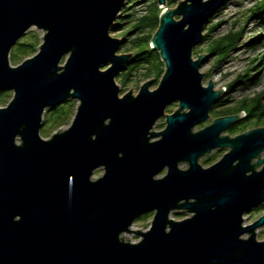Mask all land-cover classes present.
Listing matches in <instances>:
<instances>
[{
  "label": "water",
  "instance_id": "obj_1",
  "mask_svg": "<svg viewBox=\"0 0 264 264\" xmlns=\"http://www.w3.org/2000/svg\"><path fill=\"white\" fill-rule=\"evenodd\" d=\"M176 1L150 39L164 64L156 89L151 78L119 97L114 78L132 53L117 54L123 40L109 32L127 0H0V92L13 91L0 107V264H264L255 233L264 214L243 224L264 204V126L222 134L240 112L194 130L224 89L202 84L207 53L192 50L230 0ZM31 27L43 32L37 52L11 66ZM70 99V126L41 138L44 112ZM161 116L166 126L153 132ZM216 147L229 150L201 167ZM180 210L191 216L174 220ZM151 211L147 231L130 230Z\"/></svg>",
  "mask_w": 264,
  "mask_h": 264
},
{
  "label": "rangeland",
  "instance_id": "obj_2",
  "mask_svg": "<svg viewBox=\"0 0 264 264\" xmlns=\"http://www.w3.org/2000/svg\"><path fill=\"white\" fill-rule=\"evenodd\" d=\"M153 0H127L124 8L121 10L119 16L116 18L119 26L110 29V36L122 39L123 43L117 49V54H129L134 53L132 48V41L137 37L146 35L147 30L143 33L133 30V24L137 18L148 13V5ZM260 0H230L222 8H220L210 21L205 25L203 30V38L201 42L196 45L192 50V58L197 59L198 54H206L205 61L200 66V73H204L202 84L207 86L209 79L213 82L214 90H219L223 87L221 96L216 103L210 109L209 118L203 122L198 123L194 130H200L205 126L209 125L213 119L230 108L241 105V101H250L253 98H258L260 103L264 104V14L256 17L250 16L251 10L255 7L256 3ZM177 5L176 0H166V4L161 7L158 5V9L163 10L165 8L172 9ZM211 29V27H213ZM155 30L151 33L154 34ZM239 31L238 40L231 47L228 46L225 51L218 54L209 52L210 45L217 40L229 33ZM149 32V31H148ZM43 32L36 27H31L26 33H24L19 39L23 42H35L36 51L38 50L39 44L42 42ZM17 42V43H18ZM17 43L12 47L9 54V63L11 66L19 65L23 60L31 57L34 53L21 50H16ZM63 59L61 60V64ZM130 63L127 65L129 66ZM126 66V67H127ZM146 65L138 64L131 70L130 75L125 79L124 72L125 68L117 73L114 80L119 87V97H122L132 88L131 93L136 95L139 91L140 86L153 78L150 82V90L156 89L164 72V64L161 65L160 73L154 71L149 72L145 67ZM101 67L100 69H104ZM230 85V87H228ZM13 97V91L7 90L0 93V107H5ZM252 101H250L251 103ZM77 100L70 99L61 105H59L58 111L60 115L56 113L51 114L50 111H45L42 116L41 127L39 130L40 137L48 139L52 134L58 132V130H64L68 128L73 119ZM255 104V103H253ZM250 106H245L241 111L244 115L249 111ZM177 108V102L169 104L165 109V114L172 113ZM262 109H258L256 113ZM62 112V113H61ZM243 115V116H244ZM255 117L248 118L240 123H237L235 133H230L228 129H225L223 134L230 136L244 133L250 129L264 126V120L257 123ZM165 126L164 116L160 117L153 127V130L158 132ZM19 143V139H16ZM228 151L227 148L215 149L212 151L213 156L216 158L213 160H219L223 153ZM264 157V152L262 153ZM203 158L199 160L202 167H207L209 162H203ZM211 162V163H213ZM187 165H180V168L184 169ZM163 170L158 177L163 175ZM102 174L101 169L94 171L92 179L98 178ZM264 214V204L258 209H252L244 215V225L251 224L257 220L261 215ZM191 216L183 210L173 211L171 217L174 220H181ZM153 218V212L150 214L135 219L130 230H138L145 232L149 229ZM256 239L258 241L264 240V225L256 229ZM122 239L128 237V241L137 242L141 237L138 234L132 232L122 233ZM243 238H247L248 234H243Z\"/></svg>",
  "mask_w": 264,
  "mask_h": 264
},
{
  "label": "trees",
  "instance_id": "obj_3",
  "mask_svg": "<svg viewBox=\"0 0 264 264\" xmlns=\"http://www.w3.org/2000/svg\"><path fill=\"white\" fill-rule=\"evenodd\" d=\"M159 14H160V10L158 9V4L156 0H153L148 5V13L135 20V23L133 24V30L138 31L139 33H143L145 30H147V34L146 35L142 34V36H139L132 41L133 43L132 48L134 50V53L132 55V60L130 62V65L125 67L126 70L124 72L125 79H127V77L130 75L131 70L133 68H135L138 64H142V63L146 65L145 67H147L146 69L149 72L154 71L157 74L160 73L162 62L159 58V54L155 50L150 48V39L153 35L151 31L157 29L159 23ZM262 14H264V0H260L258 3H256L255 7L251 10L250 16L256 17ZM117 26H119V24L117 21H115L113 28ZM213 28L214 26L211 27V29ZM239 33L240 32L237 31V32L229 33L221 38H218L210 45L208 51L213 54H218L222 51H225L226 49H228L227 48L228 46L231 47L236 43L239 37ZM35 47H36L35 42L19 41L16 45V50H21L24 51L25 53L27 52L35 53L36 51ZM228 87H230V85H228ZM250 101L252 102L250 103ZM250 101L243 100L241 101V105L230 108L229 110H226L222 114L223 115L238 114L237 112L241 111V109H243L245 106H250V104L255 103L251 107H249L250 108L249 111H247L246 114L237 123H240L252 117H255L257 119L256 120L257 123H260L262 120H264V104L262 105L258 98H253ZM215 105L216 104H214V106ZM57 107L53 109H48L46 111H50L51 114L56 113L59 116L60 115V112L58 111L59 107L58 108ZM260 108L262 110L256 113V111ZM237 123L229 126L228 131L231 133H235Z\"/></svg>",
  "mask_w": 264,
  "mask_h": 264
},
{
  "label": "flooded vegetation",
  "instance_id": "obj_4",
  "mask_svg": "<svg viewBox=\"0 0 264 264\" xmlns=\"http://www.w3.org/2000/svg\"><path fill=\"white\" fill-rule=\"evenodd\" d=\"M227 115H233V114H227ZM221 116H225V115H219V116H217V117H215L214 119H216V118H218V117H221ZM162 117V116H161ZM164 118H165V116H164ZM166 119V118H165ZM240 120V119H239ZM239 120L238 121H236V122H234V123H232V124H230L229 126H231V125H233V124H235V123H237V122H239ZM156 123V122H155ZM155 123H154V125H153V127L155 126ZM212 123V122H211ZM165 126H166V121H165ZM165 126H164V128H165ZM228 126V127H229ZM153 127H152V131L153 132H156V131H154L153 130ZM228 127L226 128V129H228ZM163 128V129H164ZM162 129V130H163ZM161 131V130H160ZM196 131V130H195ZM159 132V131H158ZM231 133V132H230ZM223 134V133H222ZM233 134V133H232ZM224 135H228V134H224ZM237 135V134H236ZM230 136V135H229ZM233 136H235V135H233ZM156 139H158V137H154V138H152L151 139V141H154V140H156ZM223 148H227L228 150H229V147H223ZM217 150V149H222V148H220V147H216V148H214V149H212L211 150V152L209 153V154H206V155H203V156H201L200 158H199V160L201 159V158H203L202 159V161L203 162H209L208 164H210L209 166H211V165H213V164H215L218 160H216V161H214L213 162V160L216 158V156H213V154H212V151L213 150ZM226 152H228V151H226ZM224 154V153H223ZM223 156V155H222ZM221 156V157H222ZM220 157V158H221ZM261 157H263L262 155H261ZM199 160H198V163H199ZM254 161H256V159L254 160ZM211 162H213V163H211ZM182 164H184V165H187V167H188V164H186V163H181V164H179V167H180V165H182ZM200 164V163H199ZM200 166H201V164H200ZM209 166H207V167H209ZM186 167V168H187ZM202 167V166H201ZM207 167H203V168H207ZM186 168H184V169H186ZM259 168V167H258ZM97 169H101L102 170V174H103V169L102 168H97ZM97 169H95V170H97ZM94 170V171H95ZM163 170H165L164 171V173H163V175L162 176H164L166 173H167V167H164L155 177L156 178H159L158 177V175L163 171ZM94 171H93V175H94ZM101 174V175H102ZM161 176V177H162ZM263 205V204H262ZM262 205L261 206H259V207H257V208H254V209H258V208H260V207H262ZM151 212H153V211H151ZM148 214H150V212H147V213H143V214H141V215H139L136 219H138V218H142V217H144V216H146V215H148ZM153 215H154V212H153Z\"/></svg>",
  "mask_w": 264,
  "mask_h": 264
}]
</instances>
